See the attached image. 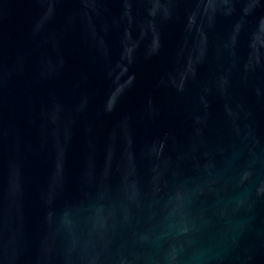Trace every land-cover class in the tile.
Masks as SVG:
<instances>
[{
	"label": "water",
	"instance_id": "obj_1",
	"mask_svg": "<svg viewBox=\"0 0 264 264\" xmlns=\"http://www.w3.org/2000/svg\"><path fill=\"white\" fill-rule=\"evenodd\" d=\"M0 264H264V0H0Z\"/></svg>",
	"mask_w": 264,
	"mask_h": 264
}]
</instances>
